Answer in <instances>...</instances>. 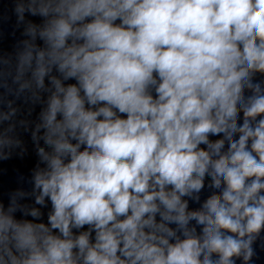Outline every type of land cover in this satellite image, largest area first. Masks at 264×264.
I'll return each mask as SVG.
<instances>
[{"label": "clouds", "instance_id": "clouds-1", "mask_svg": "<svg viewBox=\"0 0 264 264\" xmlns=\"http://www.w3.org/2000/svg\"><path fill=\"white\" fill-rule=\"evenodd\" d=\"M0 264H264V0H0Z\"/></svg>", "mask_w": 264, "mask_h": 264}]
</instances>
